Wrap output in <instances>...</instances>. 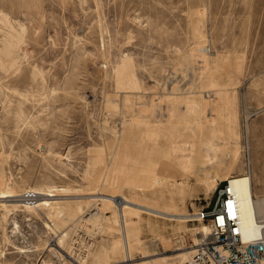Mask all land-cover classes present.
Masks as SVG:
<instances>
[{"label": "rangeland", "instance_id": "1", "mask_svg": "<svg viewBox=\"0 0 264 264\" xmlns=\"http://www.w3.org/2000/svg\"><path fill=\"white\" fill-rule=\"evenodd\" d=\"M248 171L264 198V0H0V264H180Z\"/></svg>", "mask_w": 264, "mask_h": 264}, {"label": "built area", "instance_id": "2", "mask_svg": "<svg viewBox=\"0 0 264 264\" xmlns=\"http://www.w3.org/2000/svg\"><path fill=\"white\" fill-rule=\"evenodd\" d=\"M212 196V204L193 214V220L208 227L209 239L200 241L188 264H264V222L256 223L257 237L246 240L242 235L240 200L230 181L218 184ZM25 199L34 201L36 195L28 193Z\"/></svg>", "mask_w": 264, "mask_h": 264}, {"label": "bare ground", "instance_id": "3", "mask_svg": "<svg viewBox=\"0 0 264 264\" xmlns=\"http://www.w3.org/2000/svg\"><path fill=\"white\" fill-rule=\"evenodd\" d=\"M227 180L230 181L232 189L237 193L240 200L242 235L246 240H253L254 238L257 237L259 233V230L256 227V223L258 221L264 222V198H257L254 195L249 171L247 172V174L243 176L230 177ZM148 181L152 184V186L158 188H166L167 186L171 185L169 184L170 182L166 178L159 177L157 174H152L148 178ZM5 194L8 196L10 195V193H5ZM37 195H41V194H37ZM8 196L1 197L0 199L4 201L5 199L10 198ZM42 196H44L45 198L51 197L50 195H42ZM98 202L101 203L103 208L101 210L99 208H93V210H96L99 213L101 212L100 216H98L97 214L98 212L94 213L91 216H89L87 220H85L86 222L91 224L95 223L101 218V215H103L102 212L105 209H110L111 208L110 206L115 205L113 203L114 202L113 197H109V196L107 197L105 196V198L103 199L94 200V204ZM28 205H34V207L48 206V202L46 201L42 202L40 200V202L35 201L34 203L32 202L30 204L29 202L24 203L25 207H27ZM132 209H133L132 207L125 205L121 207V212L120 213L118 212L116 215V219L118 222V229L121 235V239L123 241L122 252L124 255V260H123L124 263L131 262L133 259L132 258V247H133L132 228H131L133 224L131 219ZM261 233L263 234V232H260V234ZM197 235H199L200 238L199 244L201 240L209 239L208 227L202 226L200 231L197 233ZM197 240H194V242H198ZM199 244H196L195 247L197 248ZM196 250L182 254L179 258L180 264L190 263L193 255L196 253Z\"/></svg>", "mask_w": 264, "mask_h": 264}, {"label": "crops", "instance_id": "4", "mask_svg": "<svg viewBox=\"0 0 264 264\" xmlns=\"http://www.w3.org/2000/svg\"><path fill=\"white\" fill-rule=\"evenodd\" d=\"M251 175V174H250Z\"/></svg>", "mask_w": 264, "mask_h": 264}]
</instances>
